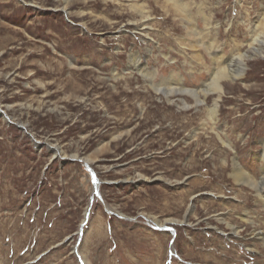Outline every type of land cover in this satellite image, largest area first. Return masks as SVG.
Wrapping results in <instances>:
<instances>
[{
  "label": "rangeland",
  "instance_id": "374dc122",
  "mask_svg": "<svg viewBox=\"0 0 264 264\" xmlns=\"http://www.w3.org/2000/svg\"><path fill=\"white\" fill-rule=\"evenodd\" d=\"M177 1L0 0V264H264V47L216 121L152 86L235 69L264 0Z\"/></svg>",
  "mask_w": 264,
  "mask_h": 264
},
{
  "label": "bare ground",
  "instance_id": "6f19581e",
  "mask_svg": "<svg viewBox=\"0 0 264 264\" xmlns=\"http://www.w3.org/2000/svg\"><path fill=\"white\" fill-rule=\"evenodd\" d=\"M160 1L162 3L163 2L164 3H169L171 9L176 13V15L180 14L179 16H180V19H181V14L182 13L184 14L185 10H184V6L181 5L179 3V1H177V0H160ZM135 10H138V9H135ZM139 11L140 10L137 11L138 14H139ZM191 35H195L193 30L191 31ZM250 45H251L250 46V51L251 52L245 53L243 55L234 56V58L232 59V62L235 61L237 63V67L235 69H230L231 66H228V64H227V66H224L222 68H217V70L215 71L216 73H215L214 77L212 78V80L208 84H206V86L204 85L203 86L204 88L201 89V90L198 89V90H195V91H188V90H183V89H172V88H169L168 85H166V83H164V81L159 84V87H157L158 85H154V84H152V86H153L155 92L157 94H161L163 97H165L166 101L168 103H170V104L173 103V101H171V99H170L173 94H175V95H180V94L181 95H184V94L190 95L195 100V106L204 105L205 99L207 98V96L214 95L216 99L214 100L213 107L209 109L208 113H209L210 120L216 121V116H217V111H218V103H219V101H220V99H221V97H222V95L224 93V88H223L224 85L222 86L221 83L224 82V81H227V80L235 81L236 79H240L242 77V75H243V69L245 68V60L251 59L253 57L261 56L262 53H263L262 52V47H264V42L262 40L260 41V39L259 40L255 39ZM221 61L222 60L218 59V60H215L213 62L217 64V63H219ZM166 87H168V88H166ZM183 107H184V105H183ZM220 142H221V144L223 146L232 149V146L229 143V141H225V140L223 141V140L220 139ZM56 148H58V147H56ZM233 154L236 155L235 152ZM234 158H232L231 176H232V179L235 182V184L238 185V186L239 185H246L248 187L253 188L256 192L261 190L263 188V186H264V182H259L258 183L259 180L255 181L254 179L248 177V175L241 168H239L237 166V163L235 161L236 158L235 159ZM157 178H159V177H157ZM261 180L264 181V177ZM87 264H88V262H87Z\"/></svg>",
  "mask_w": 264,
  "mask_h": 264
},
{
  "label": "water",
  "instance_id": "95a60500",
  "mask_svg": "<svg viewBox=\"0 0 264 264\" xmlns=\"http://www.w3.org/2000/svg\"><path fill=\"white\" fill-rule=\"evenodd\" d=\"M46 147L51 149V151H54V150H56V152L58 151V148H56V147H50L49 145H46ZM75 159H77L76 156H74V158L71 157V160H75ZM78 161L83 162L87 167V161L85 159L81 158V159H78ZM92 178H93V186H94L93 187V194L96 195L97 197H99L98 186H99L100 182L96 179L94 173H92ZM154 181H158V180L156 179ZM151 182H153V181H151Z\"/></svg>",
  "mask_w": 264,
  "mask_h": 264
}]
</instances>
